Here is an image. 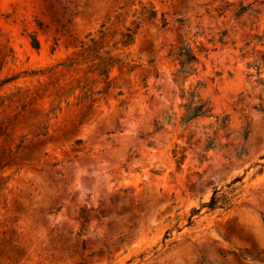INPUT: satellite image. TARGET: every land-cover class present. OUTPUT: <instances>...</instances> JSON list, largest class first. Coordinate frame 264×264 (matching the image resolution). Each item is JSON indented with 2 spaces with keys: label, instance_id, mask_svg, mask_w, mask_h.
Segmentation results:
<instances>
[{
  "label": "rangeland",
  "instance_id": "1",
  "mask_svg": "<svg viewBox=\"0 0 264 264\" xmlns=\"http://www.w3.org/2000/svg\"><path fill=\"white\" fill-rule=\"evenodd\" d=\"M261 36L264 0H0V264H264ZM92 37L125 62L108 89L88 61L63 66ZM182 44L199 63L176 80ZM191 91L213 109L182 125ZM238 176L232 208L188 225Z\"/></svg>",
  "mask_w": 264,
  "mask_h": 264
},
{
  "label": "trees",
  "instance_id": "2",
  "mask_svg": "<svg viewBox=\"0 0 264 264\" xmlns=\"http://www.w3.org/2000/svg\"><path fill=\"white\" fill-rule=\"evenodd\" d=\"M252 10L251 4L248 6H242L241 10L237 12V15H242L243 13ZM141 16L146 20L154 19L157 16V11L154 9V7L151 8V10H148L146 8H143L141 11ZM135 23L134 27H128L125 32L121 33L120 39L116 40L113 44V48L115 50L120 49L122 51V54L126 57L129 56V54H125L123 49L132 45L135 42V37L139 28V22L134 21ZM167 25V21L163 18V24L162 26L165 27ZM102 32V31H101ZM225 35V33L223 34ZM91 36V34H88L87 37ZM264 36L258 37L259 40L263 41ZM223 38V37H222ZM35 47L39 46L38 41L35 39ZM107 45H104L103 43L99 42L96 38L92 37L89 39V42H82L80 45L81 51H82V57L77 60L68 61L63 63V66L70 68L75 64H78L80 62L84 63L85 61L89 62L88 65V73L95 74L97 77L103 78L107 82V89L110 87V71L113 67L117 65H123L125 64L124 60L118 56L113 54L112 49H105ZM119 46L121 48H119ZM203 49L201 48L200 51ZM261 53V52H260ZM169 56L172 58L173 61L176 62L178 68L176 70V80L180 78L186 79L189 77L192 73H194L197 69V64L199 63V58L197 55V52L191 48L188 44H182L179 48L176 50H172L169 53ZM260 60L261 63L264 64V52L260 54ZM260 65V64H258ZM136 65L133 64L132 68H134ZM5 83H0V86H2ZM264 85V81L262 82ZM98 93H101L100 91ZM184 112L181 116V124L186 125L190 123L192 120L209 116L212 112V106H210L207 102H200V100H196V94L194 91H191L188 93L186 97V102L183 104ZM260 110L264 113V106L260 108ZM171 120V117L168 118V121ZM226 123V118L222 119L218 126L221 127ZM163 128V126H156V131H159ZM248 129L246 128L243 132V138L246 139L248 136ZM48 134L47 130L44 131L42 135L46 136ZM77 144H81L82 140H77ZM153 142H149V145H152ZM206 149H214L215 148V140L212 137H208L206 141ZM235 154L237 158H240L243 154H247V151L243 146L236 147L234 149ZM264 156H262L260 159H263ZM7 164L3 165L2 168H4ZM255 166H259L257 173H262L264 171V163L257 162ZM243 177L238 176L235 177L232 181L227 183L226 185L215 188L213 190V193L208 201L202 203L200 207L194 208L191 211V216L188 219V225L192 224L193 216L196 214H199L203 208H207L208 212L216 211V210H223L227 211L230 208L233 207L235 201L237 200L238 196L242 193V190L240 189L243 185L242 183ZM239 183V184H238ZM170 238V232L167 231L163 238V244L166 245V240ZM156 254V253H155ZM147 256V253L144 252L140 254L138 257H133L131 260H129L128 263L132 262L136 258H139L143 260ZM238 257L240 258H246V256L242 254H238ZM199 264H214L210 261H206L203 259Z\"/></svg>",
  "mask_w": 264,
  "mask_h": 264
}]
</instances>
